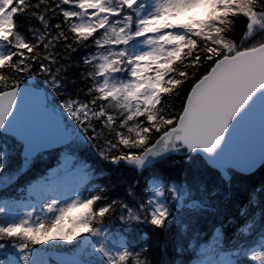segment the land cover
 Returning a JSON list of instances; mask_svg holds the SVG:
<instances>
[{
  "label": "snow or ice",
  "instance_id": "6c2138e0",
  "mask_svg": "<svg viewBox=\"0 0 264 264\" xmlns=\"http://www.w3.org/2000/svg\"><path fill=\"white\" fill-rule=\"evenodd\" d=\"M198 7L208 19L174 23ZM261 89L264 0H0V264H150L147 253L173 226L182 254L190 225L177 213L209 202L155 174L141 193V178L170 155L215 157L241 113L264 130ZM53 153L55 166L28 176ZM232 156L205 163L230 181ZM112 175L122 199L100 183ZM22 177L21 195L10 194ZM145 228L152 245L135 239H149ZM196 235L191 264H240L243 247L225 251L219 228L198 245ZM252 258L264 264V244Z\"/></svg>",
  "mask_w": 264,
  "mask_h": 264
},
{
  "label": "trees",
  "instance_id": "16d2710c",
  "mask_svg": "<svg viewBox=\"0 0 264 264\" xmlns=\"http://www.w3.org/2000/svg\"><path fill=\"white\" fill-rule=\"evenodd\" d=\"M235 34H241L240 25H237ZM56 100L59 101L60 97L56 96ZM178 106L179 102L177 101ZM83 155L88 159L89 163L97 167L98 171L100 170L101 166L97 165L94 153L85 151ZM184 159L187 158L185 157ZM8 160L9 167L6 170L9 172L15 171L21 163L18 154L9 155ZM174 161L177 163L173 164ZM180 161L181 157L170 155L146 172L141 178V193L144 190L145 181L151 174H155L165 181L173 179L186 181L189 186L194 187L203 184L205 191L202 193L205 195L209 194L208 198L213 200L210 203L211 209L201 210L199 215L193 217V219H187V222H185L190 225V228L188 236L180 240L185 249L182 254L176 251L177 238L175 226L163 233L160 236L163 248L151 247L147 253V259L150 264H177L186 255L188 256L189 251H191L186 245L187 242L185 243L186 240H193V234H197L195 242L208 240L217 228L221 230L223 249L225 251L235 252L242 246L243 252L240 257V264H256L252 257L244 256L243 253H247V251H250L257 245L261 246L264 244V191H257L264 186V163L249 174H240L229 169L228 175L231 177L229 181L225 180L219 171L207 166L199 155H196L189 163H182ZM55 162L56 157L54 153L46 156L43 160L38 161L28 176H32L35 171H43L49 165L55 166ZM117 172H122L128 180L135 178V172L132 169L120 168ZM26 178L22 177L16 185L9 189V193L15 196L21 195L17 189L24 184ZM117 179V175H112L100 181L106 187L109 198H123V189L115 187ZM213 192L216 194L213 195ZM253 193H255L258 203L250 204L249 200ZM246 206L247 214L242 215L241 212ZM247 221H253L254 227L243 235L238 234L237 229L243 227ZM145 231L149 232V239L147 241L143 240V233L139 231L134 233L135 239L138 243L152 245L157 237L150 229L145 228Z\"/></svg>",
  "mask_w": 264,
  "mask_h": 264
},
{
  "label": "water",
  "instance_id": "95a60500",
  "mask_svg": "<svg viewBox=\"0 0 264 264\" xmlns=\"http://www.w3.org/2000/svg\"><path fill=\"white\" fill-rule=\"evenodd\" d=\"M257 97H264V89L259 90ZM255 107V105H253ZM262 130L258 117L251 113H241L233 122L227 133L225 143L217 150L215 157H207L206 153L198 150L197 154L204 160L218 158L222 151L231 150L233 156L227 162L226 169L235 170L241 174H249L264 163V148H262Z\"/></svg>",
  "mask_w": 264,
  "mask_h": 264
},
{
  "label": "rangeland",
  "instance_id": "374dc122",
  "mask_svg": "<svg viewBox=\"0 0 264 264\" xmlns=\"http://www.w3.org/2000/svg\"><path fill=\"white\" fill-rule=\"evenodd\" d=\"M210 10L208 9H204V8H195V9H189L183 13H181L179 20L178 21H174V23H195L196 21H200V20H204L206 18H208V13ZM12 150L9 149V152H11ZM192 191L195 193V199L197 200H204L206 199L209 204L212 203L213 200H211L210 198H208V195L203 194L200 191V186L194 187V186H190ZM14 195V194H12ZM15 196V195H14ZM207 196V197H206ZM201 213V210H194V209H188L187 207H185V209L181 212L177 213V217L182 221V222H187V219H193V217L199 215ZM187 242V243H186ZM52 243V242H50ZM56 243H60L59 241H56ZM187 247L189 248V244L193 243V240L188 239L185 241ZM200 242H196V244L198 245ZM260 248V245H257L256 247H254L253 249H251L250 251H247L249 257H253V254L258 251ZM191 251H189L190 253L188 254V256L186 255L185 258H183L182 260H180L179 262H177V264H181V262H183V264H191V262H193L195 259H198V257L194 254L193 250L191 248H189ZM198 251V248H197ZM218 258V257H217ZM255 261V260H254ZM256 264H260L259 261H255Z\"/></svg>",
  "mask_w": 264,
  "mask_h": 264
}]
</instances>
